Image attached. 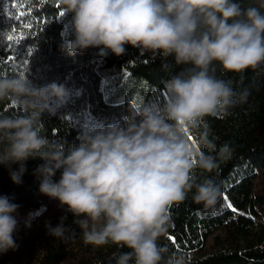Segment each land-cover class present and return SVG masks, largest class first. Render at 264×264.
<instances>
[{
    "label": "clouds",
    "instance_id": "9594fccd",
    "mask_svg": "<svg viewBox=\"0 0 264 264\" xmlns=\"http://www.w3.org/2000/svg\"><path fill=\"white\" fill-rule=\"evenodd\" d=\"M58 3L71 17L73 38L63 46L69 56L98 48L101 57H119L127 45L151 60L172 57L181 71L162 81L160 96L128 108L122 123L84 127L79 143L68 146L50 139L42 122L43 114L54 115L68 102L64 86L37 87L25 75L0 78V105L8 109L0 110V166L20 184L26 162L43 161L35 170L39 193L75 218L85 244L127 249L115 264H188L185 253L170 252L159 241L171 227L170 209L189 193L206 212L222 198L210 174L234 149L228 142L217 145L206 118H222L248 94L216 69L241 77L264 71V0ZM17 209L0 196V254L18 247ZM65 218L46 225L55 240L70 234Z\"/></svg>",
    "mask_w": 264,
    "mask_h": 264
},
{
    "label": "trees",
    "instance_id": "16d2710c",
    "mask_svg": "<svg viewBox=\"0 0 264 264\" xmlns=\"http://www.w3.org/2000/svg\"><path fill=\"white\" fill-rule=\"evenodd\" d=\"M60 12L58 0L54 6L50 0H0V78L25 75L37 87L54 83L69 93L68 102L54 115H42L46 135L53 141L76 145L84 127L122 123L128 108L160 96L162 81L181 71L172 57L151 60L149 53L141 56L138 48L127 45L119 57L111 53L101 57L98 48L69 56L63 46L73 38L71 17H61ZM9 35L17 39L9 41ZM9 56L13 59L8 60ZM216 75L231 79L237 92L248 94L246 102L222 118H206L217 145L228 142L234 149L231 159L210 174L222 198L214 211L206 212L189 193L183 203L170 209L171 227L159 243L170 252L185 253L188 264H264V187H259L260 179L264 185V71H248L241 77L223 74L217 66ZM0 110L8 109L0 105ZM42 163L28 160L20 184H13L9 170L0 166V196L8 197L18 210L36 208L41 194L35 170ZM60 175L57 171L53 180L58 182ZM196 175L205 178L199 172ZM225 197L244 215L228 209ZM61 217H66L64 227L70 234L66 240H55L46 225L55 227ZM74 219L63 208L39 223L29 239L17 237L15 241L27 248L26 264H115V257L128 251L111 244H85ZM209 238L214 242L210 250L205 247ZM8 260L5 253L0 254V264Z\"/></svg>",
    "mask_w": 264,
    "mask_h": 264
},
{
    "label": "rangeland",
    "instance_id": "374dc122",
    "mask_svg": "<svg viewBox=\"0 0 264 264\" xmlns=\"http://www.w3.org/2000/svg\"><path fill=\"white\" fill-rule=\"evenodd\" d=\"M124 97L118 98L116 100H122ZM263 180H259L260 188H263L264 185L261 184ZM38 206L36 208H29L24 210H18L15 213L18 225L17 230L14 233V239L28 238L31 237L36 231H38L37 226L42 221L48 220L49 216L54 212L62 211V207L59 205L58 201L49 199L46 196L40 195L37 197ZM216 234L221 235L220 232ZM18 247L16 250H9L5 254L8 257L7 264H26L28 262L26 258L27 248L23 247L22 243L16 242ZM214 242L212 238H209L206 242V249L210 250Z\"/></svg>",
    "mask_w": 264,
    "mask_h": 264
},
{
    "label": "snow or ice",
    "instance_id": "6c2138e0",
    "mask_svg": "<svg viewBox=\"0 0 264 264\" xmlns=\"http://www.w3.org/2000/svg\"><path fill=\"white\" fill-rule=\"evenodd\" d=\"M60 16L63 17V16H64V13H63V12H60ZM24 27H30V25H29V24H25ZM13 31H15V29H14ZM14 39H17V37H15L14 35H9V36H8V40H9V41H12V40H14ZM12 59H13L12 56H9V57H8V60H12ZM25 63H27V61H25ZM224 199H225L226 206H227L228 209H230L233 213H237L238 215H244V213L239 212L238 209H236V208H235L230 202H228V198H227V197H225ZM168 239H169L170 241H172L173 244L176 243V240H175V238H174L173 236L170 235V236L168 237Z\"/></svg>",
    "mask_w": 264,
    "mask_h": 264
}]
</instances>
